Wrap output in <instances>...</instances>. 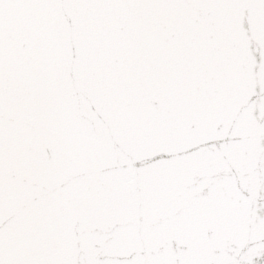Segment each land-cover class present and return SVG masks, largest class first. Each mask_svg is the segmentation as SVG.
Returning <instances> with one entry per match:
<instances>
[{
  "label": "snow or ice",
  "instance_id": "1",
  "mask_svg": "<svg viewBox=\"0 0 264 264\" xmlns=\"http://www.w3.org/2000/svg\"><path fill=\"white\" fill-rule=\"evenodd\" d=\"M0 264H264V0H0Z\"/></svg>",
  "mask_w": 264,
  "mask_h": 264
}]
</instances>
